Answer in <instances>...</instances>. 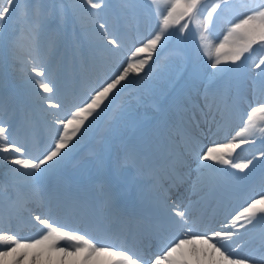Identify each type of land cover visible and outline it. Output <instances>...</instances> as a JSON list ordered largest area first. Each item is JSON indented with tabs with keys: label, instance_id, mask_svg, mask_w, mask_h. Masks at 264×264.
Returning <instances> with one entry per match:
<instances>
[{
	"label": "rangeland",
	"instance_id": "obj_1",
	"mask_svg": "<svg viewBox=\"0 0 264 264\" xmlns=\"http://www.w3.org/2000/svg\"><path fill=\"white\" fill-rule=\"evenodd\" d=\"M42 2H46V0H39L38 8L40 12L44 13L42 19L43 21H46V26L37 25L34 19L29 20L25 18L24 20L21 16L22 21H24L23 23H21V20H17L18 25H14L12 33L13 35H9L7 37L4 36V38H2V34H0V90H3L1 86L6 85L3 70L7 61L9 66L8 71L10 73L9 77L11 78L12 83L15 85L17 93H20L22 98L24 99V104H27L28 106H34L35 108L41 110L44 109L48 103H50L48 104L47 108L56 110V112L51 113L52 119L54 121H56L59 111L62 112L60 110L61 104H59V101H61V99L59 97V94L57 93L55 87L53 88L54 91L52 93H43L42 90L37 91L38 85L33 84L34 82L32 80V77H36V73L31 71L33 64H30L29 66L28 63H35L40 69L44 70L45 64H47L46 62H49L50 59L53 63V67H51L48 72L44 70V77L36 78H48V80L45 81L49 82L51 86V84L53 83L54 74L57 70V66H59V64H62L64 62V59H60L63 54H60L56 58H51L50 55L55 48L54 39L57 35H63L70 45L71 52H73L72 48L74 45L78 47V49H76V51L78 52H75L73 54L75 56L72 55L71 57H69V67L73 68L77 66L76 64H83L82 70L86 71L88 74H91L93 71H91V69L86 66V62L90 61L87 58H96L100 53H103L102 58L108 56H113L114 58H116V55L114 53H111L112 44L107 43L105 45H101V42L99 41V39H97L98 36L96 34L100 31L103 36H108L107 41L115 40L116 49L120 50L125 55L124 65L122 67H119V70L121 72L123 71L124 67H127L129 61L135 62L144 59L147 56V53H137L135 56H133V53L135 52L136 48L142 47L148 39L152 38L156 34V30H158L157 27L154 26V22L153 25L151 24L152 22L150 23V14L146 12L143 5H146L148 8L152 9L151 13L154 14V21L158 17L161 19L160 15L158 14V9L162 11L166 7L163 0H159L158 4H153L152 0H100V2L103 4L101 8L91 9L89 7L86 11L82 0H75V2L72 3L74 4V8H72L70 11H68L66 7L62 6V9H59L56 7V5H53L50 9L46 8L43 10ZM203 2L204 1L202 0L199 15L195 20H192V23L191 20L187 19L186 17L184 20H182L183 23L181 24H187V27L181 30L179 25L175 34H173V32L175 31V27L177 26V24L171 26L169 30L164 34L161 41L157 44L155 50L151 54L149 63L144 67V69H142L140 73H136V75H134L133 78L129 80V82L125 81L124 84L126 85L122 87L118 94H115V92L110 93L109 99L105 101L104 105L101 106V109L97 110V113H94L93 117H90L89 121L85 122L84 127H82L81 129V132L78 133L77 136L74 137L73 140L69 143L70 149H76L84 139L91 137L97 142L99 150L104 151L105 149H108V138L116 135L117 133V130L114 129V127L119 125L120 131H118V133L123 137V140L116 154L118 155V157H121L125 153L126 149H130L129 152L132 155L134 148L139 147L144 142L149 143L150 140L153 139L156 144L158 131L156 122L153 121V123H151L150 120H148V117L152 115L157 116L161 120V125L165 123L167 118L173 121L179 119L175 117L176 113L173 97L174 94H171L169 98L166 97V94L170 91V85L174 83L175 79L180 75L177 73V70L174 71L173 78L171 77V72L168 73V71L152 74L149 79H145L146 77H149V75L139 76L141 73L150 68L151 63L155 59L162 55V53L164 52V48L169 45L167 39L173 38L179 40L181 44V47L178 50L179 54H184L188 50H186L184 47L191 48L192 50H194L195 48V51L198 53L199 59H196L198 70L194 69V72L199 71L200 73L201 78L198 80H201L202 82V90L200 89L196 92V94H194L193 103H189L191 106L194 105L196 107L204 105V95L206 89L210 93V99L212 98L211 90L213 88L222 89L221 79L227 76L229 70L225 68L227 67V65L224 66L225 63L217 66V69H223V71L220 72H218L217 69H213L211 67L213 60H210L206 55L207 49L205 47V44L211 43L214 45L216 43H219V41L223 38V35L226 34L227 29L231 26V23L236 22L238 18L248 14L247 6L249 5L250 0H229V6L227 8L217 9L216 15L213 16V19L207 23V28H205L204 25L206 22L207 12L210 10L212 2L207 3V7L204 6ZM26 3V1H23L22 5L20 6V8H22V10L24 11L22 13L26 12L28 14V17H33L30 16V14L32 13L29 11V8L26 7ZM53 3H57V1L54 0L52 4ZM109 4H114L115 6L119 7L121 12L119 13V15L117 14V17L107 16L105 13H103V10H106ZM113 11L117 13V9H114ZM219 13L221 14L219 15ZM48 14H52L53 16L55 15L54 18L51 17L50 24H48L49 21L46 20V16H48ZM106 16L107 20H102V18H105ZM124 19L125 22L129 23L126 24L129 29H126L125 32H123L125 33L124 35L114 38V30H116V28H119L121 30L124 28V25H122ZM54 20L55 22H53ZM101 24L105 25L104 29H101L99 27ZM153 27L155 30H153L152 33ZM137 28L139 29L135 31ZM50 29L51 31H53V34L51 35L52 37L50 39L48 47H46V50H48H45L44 52L46 54H44L45 59H34V56H36L37 53H39V56H42L43 50H39L40 44L39 46L34 45V41L38 40L40 43L42 37L48 32H51ZM17 34H20L21 36V41L18 46L14 45L13 43ZM184 34H188L186 40ZM202 36L206 39L202 40ZM139 37L141 38V40H138ZM4 43H6V47L8 43L7 52L2 49ZM103 49L105 52L103 51ZM253 49L254 50L251 53H245L244 57L241 58V61L236 62L237 64L240 63L242 65L244 72L239 75V78L233 84V86L237 87L238 90L233 92V97L230 100L233 102L229 105L233 106L235 102L234 99L239 98L240 95H247L248 102L242 101V103L245 109H249V111L250 106H256L253 91L257 82V73L259 72V69L256 68V64L259 63V60L261 58H264V49H262L258 45H253ZM245 57L247 58L245 59ZM22 59L25 60L23 61ZM74 59H76V61H74ZM179 61L180 60L176 56H174V58L168 57L166 65L175 68V66H179ZM109 62L110 66L115 65L114 59L110 58ZM25 63L27 64L25 65ZM262 67H264V65H262ZM117 71L114 72V76L118 73ZM207 78L212 79L211 82H209ZM111 79L112 77L107 78L103 83H100L95 87L90 86V94H94V90L99 89V87L101 85H104L106 82H110ZM224 82L225 80L223 81V83ZM228 91L232 90L229 89ZM134 93L140 95V98L134 99V97L132 96V94ZM118 96H120L119 99ZM179 96L182 98L185 104L186 102L184 95L179 94ZM42 97H51V99L46 100L42 99ZM89 97L84 99L78 98L75 99V101H72L74 105L68 111V113L65 114V117L60 116L61 119H66L67 117H69L70 113L72 111H75L77 107L82 106ZM225 98L226 97L221 100V103L224 106L227 105V101H225ZM121 101L123 103L122 105L119 103ZM60 103H62V101ZM54 104L58 105V107H52V105ZM124 106H126V109L124 108ZM161 106H163L162 113H160ZM104 111L110 112V115L105 119H100V117L104 114ZM29 112L33 111L29 110ZM182 115L184 114L182 113ZM56 129L57 131H62V126L58 125ZM257 134H260L259 136L262 137L259 131H257ZM9 136L13 143L26 149L25 153L23 154L14 153L13 155H22L23 158H27L30 156L34 160L43 158V155L54 145L55 141L54 140L52 144L45 146L41 151H39L31 148V145L25 144L23 140L15 136L13 133L9 132ZM146 146L150 147L149 145ZM62 154H65V151H62ZM65 157L66 155H64V158L62 160L60 158V161L57 164H62L65 161ZM87 158L88 160H91L90 155H88ZM1 163L7 164L8 170L5 171L6 173H0V179L6 181V183L11 184L12 186L25 184V181H27V179L31 181L38 180L48 173V171H45L41 173L38 178H28L10 171L11 169L17 168V165H13L9 161H0V164ZM80 163L86 165V161L84 159H82ZM80 163L70 165L76 166L73 168L81 169L82 166ZM46 167L47 165H42V168ZM21 171L32 170L21 169ZM36 190L41 191L40 188H37Z\"/></svg>",
	"mask_w": 264,
	"mask_h": 264
},
{
	"label": "snow or ice",
	"instance_id": "obj_2",
	"mask_svg": "<svg viewBox=\"0 0 264 264\" xmlns=\"http://www.w3.org/2000/svg\"><path fill=\"white\" fill-rule=\"evenodd\" d=\"M152 2L153 4H158L159 0H152ZM163 2L166 5L164 10L158 9V14L161 17L159 31L148 39L142 47L136 48L133 53V56L137 53H147V56L135 62L129 61L123 71L118 72L110 82H106L99 89L94 90V94L82 106L72 111L69 117L57 120L56 123L62 126V131H58V138L55 139L54 145L46 151L43 158L34 160L30 156L23 158L22 155H12L13 153L23 154L26 149L13 143L9 136L10 129L0 122V161H9L11 164L19 166L10 171L24 177L38 178L41 173L48 170L47 168H42V165H48L50 168L55 163H59L55 158L60 157L61 160L63 159L66 153L62 154V150L81 132L85 122L89 121V118L93 117L97 110L101 109V106L109 99L110 93H113V90L117 89V86L121 85V82L131 72H139L144 68L148 59H151V54L157 44L171 26L180 24V21L186 17L189 20H195L199 15L202 4V0H163ZM82 3L86 11L89 7L91 9H99L103 6L100 0H82ZM16 4L17 0H0V34L3 32L7 19L16 11ZM204 6L207 7V0H204ZM228 6L229 0H213L210 10L207 12L205 28H207V23L213 19V14L216 13L217 9L227 8ZM247 10V15L231 23L219 43L214 45L211 43L205 44L206 55L210 60H213L211 64L213 69H217V66L222 63L230 61L235 64L241 61L245 53H251L254 50L253 45H258L264 49V0H250ZM24 15L26 16L27 13L25 12ZM99 27L104 29L105 25L101 24ZM186 27L187 24H180L181 30ZM201 39L205 40L206 38L202 36ZM20 41L21 36L17 34L13 43L18 46ZM108 43L114 45L116 41L109 40ZM262 65H264V58H261L259 63L256 64V68L259 69L257 82L253 89L256 106H250V111L246 113V121L244 126H242V130L237 132L236 136L226 143H212L211 146L206 148L201 145L199 151L188 149V155L193 156L196 160L195 172L197 173V179L193 183L194 192L197 191L201 182L208 177L209 172L222 171V169L215 168L216 164L229 165L231 168L240 171L249 169L250 165L253 164V160L238 162L232 158V154L241 144L253 142L250 137L254 136L256 131H259L264 137V67ZM31 71L36 73V77L45 76L44 70L40 69L35 63ZM217 71L220 72L223 69H217ZM36 77H32V80L35 85H38L39 89H42L43 93H52L54 91L49 82ZM218 95L222 96L220 90L212 93V98L210 99V93L206 89L204 105L200 109L205 117L210 115ZM42 99L50 98L42 97ZM233 106H236V102H234ZM52 107H58V105H52ZM205 108L208 111L205 112ZM176 135L181 137L186 145L189 143L199 144L195 137L189 136L182 128L176 129ZM237 138H239V142H236ZM180 155L177 154L178 159ZM262 156H264V153H262ZM130 157L131 153L126 151L124 163H127ZM49 162L54 163L49 164ZM180 162L183 163L182 160ZM21 169H30L32 171H21ZM184 179L183 175L177 173L171 177L172 185L181 184ZM25 199V194H18L15 198L16 205L22 206ZM110 200L113 204L115 203L111 190ZM188 207H190V204L188 206H181L176 203L168 205L174 222L180 228H184L189 224ZM241 219L246 223H239ZM35 220L39 224L44 225V228L41 229L39 238L32 239L30 242L17 239L14 234H0V242L11 245L6 250H0V264H24L29 257H31V264H40L42 257L47 256L51 260L53 254H62L64 258L83 254L80 264H93V261L102 257L106 258V264H185L183 259L185 249L188 246H192L189 251L195 255L197 252L194 247L196 242L208 245L211 252L218 253L220 264H264V195H261L259 199H253L241 212L234 216L233 224L230 227L221 231H213L209 235L207 232H195L189 226L187 231L183 232L182 237H174L164 246L161 254H156L148 260H144L141 255L126 249L122 245L117 247L111 243H102L98 246V243H94L91 239H86L84 235L73 234L69 231L61 230L60 227L53 226L46 218L42 219L40 216H36ZM237 224H239L240 228H245L246 231H249L246 225H251L252 230H255L259 225L261 229L259 232V245L247 253H242L240 249L243 245L234 240L237 232L233 231V229L236 228ZM0 233H3L2 228H0ZM65 239L75 242L71 251L66 247H57L58 242ZM233 244H235V247Z\"/></svg>",
	"mask_w": 264,
	"mask_h": 264
},
{
	"label": "bare ground",
	"instance_id": "obj_3",
	"mask_svg": "<svg viewBox=\"0 0 264 264\" xmlns=\"http://www.w3.org/2000/svg\"><path fill=\"white\" fill-rule=\"evenodd\" d=\"M96 35L98 36L97 39H99V41L101 42L100 43L101 45H105V44L108 43V41H109V40L107 41L108 36H105V35L103 36V34H101L100 31L97 32ZM62 43H63V41H62L61 38L56 39V46H55V49L52 52V57H55L56 51L58 50V48L60 47V45H62ZM39 44H40L39 50L40 49H43L42 50V53H43V51H45L46 47L49 44L48 36H43L42 39L40 40V43ZM62 47H63V45H62ZM68 52H69V49H68V46L66 45V48L63 51V54H65V55H63V57H62V59H65V60H64V62L61 65H59L57 67L56 73L54 74V81L51 84V86L52 87H56V86L59 87L57 89H58V91H60V97L61 98L62 97L64 98V96L71 95V98H72V101H73V100L77 99V97L84 96V95H86L88 93L87 87L93 84V80L91 78L92 77V74L90 75V74H88L84 70H83V72L80 70L81 74H80V72H76V73H69L68 72V61L70 60V58H68V56H69V53ZM37 54H39V53H37ZM102 55H103V53H100L99 56H97V58H95V57L87 58V59L90 60L88 62V65L91 66V68H93V70H94L95 73H101V72L104 73L103 70H104V66L106 67V64H102L101 63V62L104 61V58H102ZM42 56H43V54H42ZM73 56H75V55H73ZM119 56H121V55H119ZM74 61H76V59H74ZM148 63H149V59H148L147 63L144 65V67ZM26 64L27 63H25V65ZM31 64H34V63H31ZM51 66H52V61L49 59V62L45 65L44 68L46 70H48V69L51 68ZM59 67H62V68H59ZM75 68L76 69L80 68V65L78 64ZM69 70H70V68H69ZM117 70H115V71H117ZM140 72L141 71H139V72H131L129 74V76L124 81L121 82V85H118L117 86V89H114L113 90V92H115L118 89H120L122 87V85L125 83V81L126 82H129V80H131L133 78V76L136 75V73H140ZM69 74H71L72 77L75 80L68 79ZM103 78H105V75H103ZM43 79L44 80H48V78H43ZM58 84H59V86H58ZM39 90H42V89H39L38 88L37 91H39ZM9 93H8V95H9L8 97L9 98H11V99L12 98H15L16 100H18L17 97H16V95L13 94V92L12 93L9 92ZM2 95H4V94L2 93L0 95V97ZM71 98L68 97V100L71 101ZM50 99H51V97H50ZM48 104H50V103H48ZM48 104H47V107H48ZM54 105H56V104H54ZM11 107L12 108L5 107V106H3V105L0 104V114H5L6 113V114H12L13 115V117H14L13 124H16L17 125L16 131H17L18 135L22 139H24L26 142H33L34 145H37L41 141L46 142L49 138H51V136L54 135V132L56 130L55 127L54 126H51V125H48L46 122H41V119L47 121V119L50 117V114L52 112H54V110H51V108H47L44 113L41 110H39V111H37L36 109H35V111L32 110L33 112H29L30 115L33 116L30 121H27L25 118H21L20 121H17V118L18 117H21V115H22V112L20 111V105H17L16 103H14V105H12ZM38 115H41V116L38 117ZM31 125H34L37 128L38 133H37L36 130L31 129ZM199 126H200L199 130L195 129L194 127H190L189 128L190 136L191 137H195V139L199 141V144L189 143L186 146H185V144H183L180 147V148H182L183 160H184L182 172H183V175H184L186 181L184 179V183L179 184V191L178 192L175 191L174 188H172V187L170 189H167L164 192V194L166 196H168V198L170 197V204H172V203L179 204L180 201H181V199H182V196L184 195V192L185 191L188 192V194H187V197H188L190 195L191 191L193 190V183L197 179V173L195 172L196 160H195V158L193 156H189L188 155V149H194L196 151H199L201 145L206 148L207 146H211L212 143H216V134H215L214 127L213 126H210L208 128L206 125H204V121H202L199 124ZM194 132H196L197 135H195ZM203 134H205V135H207L209 137V144H206L205 141H203L200 138ZM237 139L238 140L236 142L239 141V138H237ZM120 151H121V149H120ZM109 154L110 153L107 151V155H109ZM105 155H106V153H103V155H100L101 156V162L103 161V158H104ZM111 159L112 160H110L109 164L110 165L112 164L111 168H112L113 171H114V169L116 171H118V172L120 170H123L122 173H128V171H129L128 163H124V160L118 158L116 155L111 156ZM7 170H8V165L7 164H4V163H1L0 164V173L1 174L6 173L5 171H7ZM107 170H108V172L111 175L113 174V171L110 169V167L107 168ZM9 177H10V175H9ZM207 179H208V177L206 179H204L202 182L206 181ZM185 187H188L187 190H186ZM13 190H14L13 187H10L3 180H0V196L1 197H3L4 199H6V200H8L10 202H13V198H12V195H11V193H12ZM16 191H17V193L15 192V194H17V195L18 194H25V196H28V191L23 186L16 187ZM50 195H51L50 191L47 190L45 192V197H48ZM150 202L154 206L159 205V201L156 200V199H154V198H151L150 199ZM13 207L19 213H21L22 215H26L29 219H31V216L32 215L30 214L31 215L30 216L28 214H25L26 211H27V209H33L35 211H37V209H39L36 205L32 204L28 199H25V201L23 202V205L22 206H17L16 203L14 202L13 203ZM32 219H33V216H32ZM136 224H138V223L136 222ZM38 226H39V223H38ZM36 233L37 232H34V233L29 232L28 233V237L29 238H32L33 236L36 235ZM60 245L61 244L58 243L57 244V247H59ZM9 247H11V245L3 244L2 242H0V250H6ZM190 247H192V246H188V248L185 249V253H186L187 257L191 260V262L193 264H207L204 259L206 257H211L212 255H210V256H209V254L204 255V254L201 253L200 249L202 247H204L205 248V251H207V250H209L208 245L201 244L200 242H196V244L194 245V247L197 250V252H196L195 255L191 254V252L189 251ZM67 249L69 251L72 250V248H67ZM212 254H216V253H213L212 252ZM82 255L83 254L76 255V256H68L67 258H64L62 256V254L61 255L53 254L51 260H49V258L47 256L42 257V259L40 261V264H61V262H63V264H80V262L82 260ZM30 262H31V257H29L28 260L24 262V264H26V263L30 264ZM93 264H106V258H103L102 257L99 260H95V261H93ZM213 264H220V261H214Z\"/></svg>",
	"mask_w": 264,
	"mask_h": 264
},
{
	"label": "trees",
	"instance_id": "obj_4",
	"mask_svg": "<svg viewBox=\"0 0 264 264\" xmlns=\"http://www.w3.org/2000/svg\"><path fill=\"white\" fill-rule=\"evenodd\" d=\"M28 1H30V0H28ZM47 1V5H48V3H49V6L50 5H56V7L57 8H60V9H62L61 8V6L62 7H67V6H70L72 3H74L75 2V0H55V1H57V3H53L52 4V2L54 1V0H46ZM204 1V0H203ZM209 2H213V0H207V3H209ZM21 3H22V1L20 0L19 1V3L16 5V8H18V7H20L21 6ZM65 3V4H64ZM204 3V2H203ZM114 5V4H113ZM113 5H111V4H109L108 6H107V8H106V10L108 11V12H112L114 9H117V11L120 13V9H119V7L118 6H113ZM218 13V12H217ZM15 14V12H13V15ZM221 13H219V15H220ZM156 20H159V17L158 18H156ZM228 63V64H227ZM227 65V67H225V68H227L229 71H228V74H227V76H225L224 78H222V79H228V81H227V83H231V84H234L235 83V77H237L238 76V74L239 73H241V71H243V68H242V65L240 64V63H235V64H233V63H231L230 61L229 62H226L225 64H224V66H226ZM210 80H212V79H210Z\"/></svg>",
	"mask_w": 264,
	"mask_h": 264
}]
</instances>
